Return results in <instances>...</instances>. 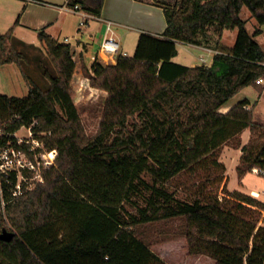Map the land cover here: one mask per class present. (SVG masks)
I'll list each match as a JSON object with an SVG mask.
<instances>
[{"label":"trees","instance_id":"16d2710c","mask_svg":"<svg viewBox=\"0 0 264 264\" xmlns=\"http://www.w3.org/2000/svg\"><path fill=\"white\" fill-rule=\"evenodd\" d=\"M104 1L69 0L68 6L100 17ZM153 1L167 20L161 36L143 32L132 57L84 68L90 85L107 94L93 136H87L75 102L73 46L44 30L39 40L55 70L45 71L50 87H31L23 98L0 95V119L12 118L7 129L15 132L37 120L34 131L51 133L44 140L56 160L43 172L44 183L9 206L17 233L11 241L0 238V264H163L137 228L179 217L187 223L190 254L207 255L216 264H264V202L240 192L222 201L207 195L210 174L193 184V201H176L165 188L183 175L199 177L210 163L221 167L220 148L247 129L264 139L249 100L221 111L249 86L264 92L257 84L264 78V51L255 39L262 31L251 35L241 17L248 7L263 26L264 0ZM210 30H237L232 51L217 53L209 67L173 61L177 42L218 44ZM19 44L13 31L0 33V65L22 67ZM244 151L241 176L264 167V147ZM141 188L149 193L148 206L127 214L126 204ZM5 227L0 214V230Z\"/></svg>","mask_w":264,"mask_h":264},{"label":"rangeland","instance_id":"374dc122","mask_svg":"<svg viewBox=\"0 0 264 264\" xmlns=\"http://www.w3.org/2000/svg\"><path fill=\"white\" fill-rule=\"evenodd\" d=\"M0 2V6L3 7ZM252 16L248 7H244L241 13L243 20L248 21ZM6 16L0 18V22L4 23ZM249 22V21H248ZM256 22V21H255ZM0 23V24H1ZM247 29L251 35H254L256 27L254 28L252 22L247 24ZM4 27H0V33H4ZM230 33L231 38L228 40L229 45H235L238 32L237 30ZM264 42V37L255 38ZM62 43L64 38H62ZM138 40L133 36H128L121 42L120 52L123 55L132 57L135 53ZM17 50L24 53L25 59L22 60V67L16 64L22 72L24 78V89L26 92L22 96L27 97L30 92V88L34 86L40 87L42 90H47L51 83L45 76V71L50 70L54 72V66L47 54V49L44 44L38 47L32 48L28 46H16ZM264 48V46H263ZM224 49L223 51H227ZM228 51H231L230 49ZM179 56L175 60L188 63L184 61L186 56L183 46H179ZM7 65V64H6ZM3 66V65H0ZM73 90L75 92V102L78 107L84 130L87 136H93L98 132L99 125L103 116L104 106L107 94L104 91L93 88L90 85V80L86 72L81 69L80 65H77L73 78ZM264 87V83L262 84ZM262 87V88H263ZM1 92V90H0ZM249 99L252 106H255L254 120L256 123L264 126V92H261L259 87L249 86L238 93L232 98L228 104L233 106L237 105L241 101ZM247 109H250L247 107ZM251 110V109H250ZM223 111V110H222ZM12 120L11 117L6 116L0 119V130L8 128V123ZM9 131V129H7ZM17 135L19 137L27 139L29 131L25 128H21ZM51 136V133L47 131L37 132L35 138L40 144V147L36 151H30L31 145L23 144V150L28 154L29 158L35 160V153H38L40 161L44 162L50 160V165H42L40 172L36 174L26 173L23 177H19V181H22V194L15 195L13 185L5 183L4 176L0 169V214L6 227L10 232L17 233L16 229L11 225L9 221L8 208L10 205L17 202L20 198L25 196L28 192L34 190L39 184L44 183L43 172L53 166H56V160L52 155V152L47 147L44 140L45 137ZM260 150L264 147V139L258 138L257 135H253L250 129L243 131L227 144L223 145L218 154L221 167L208 164L199 177L191 179L187 175H183L176 178L172 183L166 184L165 188L173 195L174 200L187 202L193 201L195 198V192L197 187H193V184H201L210 174V181L207 182L205 193L209 196H217L220 201L224 200L228 195L240 192L250 194L258 200L264 202V177L252 172V169L247 171L243 176L239 174V166L241 164V158L244 154V147ZM36 147V145H35ZM37 148V147H36ZM0 150V168L3 160L1 159ZM37 160V158H36ZM35 160V162H36ZM213 169L214 171L210 172ZM149 181V177H145ZM258 192V195L252 192ZM149 193L144 188L136 194L129 203L126 204L127 214L137 215L138 209L146 208L148 206L147 200ZM262 219L264 214H262ZM3 228L0 230L2 233ZM138 237L143 240L152 251H154L162 260L163 264H215V260L207 255H192L189 252V246L187 241V223L182 217L158 220L150 223L143 224L137 228Z\"/></svg>","mask_w":264,"mask_h":264},{"label":"crops","instance_id":"0c3cea01","mask_svg":"<svg viewBox=\"0 0 264 264\" xmlns=\"http://www.w3.org/2000/svg\"><path fill=\"white\" fill-rule=\"evenodd\" d=\"M0 2L5 3L3 7L0 6V18L6 16V21L0 22V27L5 28L1 34L13 31L14 38L20 42V46L32 48L41 45L39 33L43 30L59 42L64 38L63 43H66V38H69L74 50V59L82 71L85 67L91 70L93 55H98L99 62L104 64L117 62V57L107 61V56L100 51L101 41L106 35L105 22L113 24L115 36L120 44L128 36L138 40L143 32L161 36L167 28L164 9L155 5L153 0H105L102 15L100 17L90 15L87 25L82 29L80 23L84 12L73 11L68 6L69 0H0ZM248 21L252 22L254 28H260L262 31L255 38L264 37V25L259 27L252 16ZM232 31L235 30H225L220 35L210 30L209 35L218 41V44H213V48L177 42V57L181 45L186 53L184 61L188 63L175 60L177 57L173 61L188 67L211 66L217 53L232 51L233 45L226 47L229 38L232 37L230 36ZM256 40L264 51V42ZM225 48L231 51H223ZM119 55L123 54L120 52ZM24 86L22 72L16 64L0 66V95L23 98L25 96L22 95L26 92ZM232 107L233 105L227 104L221 111L226 113ZM247 107L255 110L251 102Z\"/></svg>","mask_w":264,"mask_h":264},{"label":"built area","instance_id":"2783aa9c","mask_svg":"<svg viewBox=\"0 0 264 264\" xmlns=\"http://www.w3.org/2000/svg\"><path fill=\"white\" fill-rule=\"evenodd\" d=\"M73 11H78V7L72 8ZM80 11V10H79ZM90 15L83 13V19L80 23V28H84L87 25V20ZM106 24V35L101 41L100 51L103 52L107 56V61L110 59H114L120 54L121 44L119 40L115 36V32L113 29V24L109 21L105 22ZM66 43H69L70 39L66 38ZM92 61L99 62L98 55L92 56ZM264 83V78H259L257 80L258 85H262ZM38 125V121L35 120L29 126H23L21 128H25L29 131V136L27 139L19 137L17 132H10L5 130H0V150H1V159L3 162L1 163V171L4 176H7V179H4L5 183L13 185V190L15 195L18 196V193L22 194V181H19V177H23L26 173H39L42 165H50L51 161L46 160L44 162L40 161L38 158V153H35V160L29 158L28 154L23 150V146L25 144L31 145L30 151L34 152L39 147L40 144L36 140V132L34 131L35 126ZM24 144V145H23ZM36 145V147H35ZM252 172L264 177V167H255L252 169ZM13 174L16 176V183L12 178ZM255 195H258V192H252ZM264 219V217H263ZM263 220L260 224H262Z\"/></svg>","mask_w":264,"mask_h":264},{"label":"water","instance_id":"95a60500","mask_svg":"<svg viewBox=\"0 0 264 264\" xmlns=\"http://www.w3.org/2000/svg\"><path fill=\"white\" fill-rule=\"evenodd\" d=\"M15 232H10L7 229H4L0 234V238L4 241H11L15 237Z\"/></svg>","mask_w":264,"mask_h":264}]
</instances>
